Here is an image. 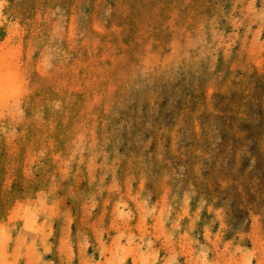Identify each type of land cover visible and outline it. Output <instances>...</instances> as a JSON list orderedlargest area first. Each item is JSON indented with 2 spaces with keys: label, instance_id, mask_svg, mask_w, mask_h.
<instances>
[{
  "label": "rangeland",
  "instance_id": "374dc122",
  "mask_svg": "<svg viewBox=\"0 0 264 264\" xmlns=\"http://www.w3.org/2000/svg\"><path fill=\"white\" fill-rule=\"evenodd\" d=\"M0 264H264V0H0Z\"/></svg>",
  "mask_w": 264,
  "mask_h": 264
}]
</instances>
